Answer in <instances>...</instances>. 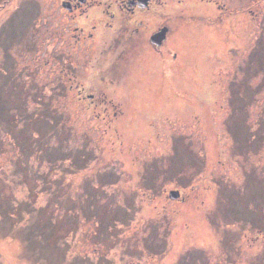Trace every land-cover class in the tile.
<instances>
[{
  "label": "rangeland",
  "instance_id": "rangeland-1",
  "mask_svg": "<svg viewBox=\"0 0 264 264\" xmlns=\"http://www.w3.org/2000/svg\"><path fill=\"white\" fill-rule=\"evenodd\" d=\"M47 1L0 0V264H264V0H162L131 60Z\"/></svg>",
  "mask_w": 264,
  "mask_h": 264
},
{
  "label": "flooded vegetation",
  "instance_id": "flooded-vegetation-1",
  "mask_svg": "<svg viewBox=\"0 0 264 264\" xmlns=\"http://www.w3.org/2000/svg\"><path fill=\"white\" fill-rule=\"evenodd\" d=\"M161 1L48 0V5L52 4L57 10L54 19L56 24L53 27L55 43H59V48L68 46L72 50H77L75 53L59 50L60 54H66V56L58 59L131 60L130 50L137 49L144 40L143 31L139 30L140 22L137 13L154 7ZM153 17L157 20L161 19ZM172 18L170 14L168 21H160L159 25L155 26L154 32L145 31L146 46L143 49L158 51L163 47V42L171 28L169 23ZM131 25L137 28L132 31ZM163 28H165V34L161 43L158 44L153 41L152 36ZM99 89L104 94V87ZM78 91H82V88ZM91 95L90 99L93 98V94Z\"/></svg>",
  "mask_w": 264,
  "mask_h": 264
},
{
  "label": "water",
  "instance_id": "water-1",
  "mask_svg": "<svg viewBox=\"0 0 264 264\" xmlns=\"http://www.w3.org/2000/svg\"><path fill=\"white\" fill-rule=\"evenodd\" d=\"M164 34H165V28H163L161 31L155 33L153 36H152V39L154 42H157L158 44L161 43L163 37H164ZM92 95H88V97H91ZM180 195V191L178 189H171L169 190L168 192V196L170 199H176L178 198Z\"/></svg>",
  "mask_w": 264,
  "mask_h": 264
}]
</instances>
